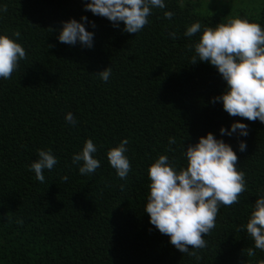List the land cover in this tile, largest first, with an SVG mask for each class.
Segmentation results:
<instances>
[{"label":"trees","instance_id":"16d2710c","mask_svg":"<svg viewBox=\"0 0 264 264\" xmlns=\"http://www.w3.org/2000/svg\"><path fill=\"white\" fill-rule=\"evenodd\" d=\"M85 2L0 0V6L7 5L0 11V35L21 44L27 54L11 79L0 78V264L264 261V251L246 231L257 198L264 196V123L232 117L222 102H211L225 92L226 81L208 62L191 64L195 50L190 47L204 28L234 18L264 29V0L240 2L254 4L251 9L236 8L237 0H164L165 8H153L149 23L136 34L124 32L123 22L114 27L85 11ZM166 11L174 13L171 19L164 17ZM82 16L86 30L94 33V46L59 42L62 22H83ZM195 22L201 31L186 37ZM109 66L112 74L104 82L97 73ZM67 113L75 117L74 126ZM235 122L248 125L246 137L221 135V127L230 131ZM209 132L236 152L245 191L238 203L219 207L215 228L204 237L207 246L198 250L202 258L196 260L150 224L144 211L148 169L160 155L174 161L177 171L186 167L187 146ZM170 137L175 144L169 145ZM89 139L100 167L81 175L72 156ZM124 139L131 171L121 180L107 152ZM41 149H51L58 160L44 171L43 183L29 170Z\"/></svg>","mask_w":264,"mask_h":264},{"label":"clouds","instance_id":"9594fccd","mask_svg":"<svg viewBox=\"0 0 264 264\" xmlns=\"http://www.w3.org/2000/svg\"><path fill=\"white\" fill-rule=\"evenodd\" d=\"M84 8L93 15L107 18L114 27L123 22L124 32L136 34L149 23L152 9H163L165 3L164 0H86ZM0 11L6 12L7 5L0 6ZM173 15L170 11L164 12L166 19ZM81 21L70 19L62 22L59 42L69 45L79 42L86 48H92L94 33L86 30L87 17L82 16ZM92 27H95L94 23ZM200 31L201 24L195 22L187 27L184 35L192 37ZM20 35L19 31L13 33L17 38ZM170 36L176 38L174 32ZM190 47L195 50L191 64L208 62L226 81L225 92L211 102H222L224 111L232 117L264 123V29L257 23L234 18L226 24H217L214 29L204 28L199 42ZM26 58L21 44L7 35H0V78L11 79L20 61ZM111 74L110 66L97 73L104 82ZM65 119L73 126L76 124L71 113H67ZM220 133L228 136L238 133L246 137L248 125L235 122L230 131L221 127ZM128 143L124 139L107 152L108 162L121 180H126L131 171L125 155ZM175 143V138L170 137L169 145ZM238 147L244 152L247 145L241 140ZM96 152V145L89 139L82 150L72 156V163L79 166L81 175L93 174L100 167V161L93 155ZM184 155L187 165L179 171L175 162L166 155H160L151 164L148 169L150 194L144 211L149 215L150 224L170 238L171 245L182 254L200 260L202 257L198 250L207 246L204 237L215 228L219 207L238 203L239 196L245 191V173L237 170L238 157L232 147L211 132L200 137L198 143L188 145ZM57 163L51 149H41L29 170L43 183L44 171L52 170ZM62 179L66 181L68 178ZM120 187L123 190L124 185ZM16 222L22 224L23 220ZM246 231L254 240L255 248L264 251V196L257 198ZM247 255H255L253 248L247 249ZM259 264H264V261Z\"/></svg>","mask_w":264,"mask_h":264},{"label":"rangeland","instance_id":"374dc122","mask_svg":"<svg viewBox=\"0 0 264 264\" xmlns=\"http://www.w3.org/2000/svg\"><path fill=\"white\" fill-rule=\"evenodd\" d=\"M249 0H237V2L238 3H240V2H244V3H247ZM241 4L240 3V5H236V8H239V9H251L250 7L252 6V5H254V4H251V5H246V4Z\"/></svg>","mask_w":264,"mask_h":264}]
</instances>
